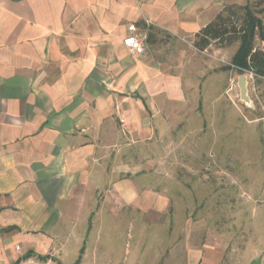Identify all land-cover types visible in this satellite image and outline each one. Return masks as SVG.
<instances>
[{"label": "crops", "instance_id": "crops-1", "mask_svg": "<svg viewBox=\"0 0 264 264\" xmlns=\"http://www.w3.org/2000/svg\"><path fill=\"white\" fill-rule=\"evenodd\" d=\"M252 4L264 0H0V264H229L165 172L172 148L228 130L240 43L200 50L196 36ZM130 26L145 54L124 45ZM123 224L139 229L127 259Z\"/></svg>", "mask_w": 264, "mask_h": 264}, {"label": "rangeland", "instance_id": "rangeland-1", "mask_svg": "<svg viewBox=\"0 0 264 264\" xmlns=\"http://www.w3.org/2000/svg\"><path fill=\"white\" fill-rule=\"evenodd\" d=\"M257 9H264V5ZM235 11L230 23L240 28L245 10L237 7ZM236 72L233 78L237 85L228 90L225 101L228 123L221 118L218 122L228 130L218 132L216 137L213 133L211 137L199 134L198 150L187 144L172 148L169 155L175 164H170L165 173H170L173 203L186 210L180 215L206 223L225 243L229 264H250L257 257L264 264V78L253 80L248 76L251 103L247 105L241 100L239 87L238 94L234 89L240 76L250 74ZM224 78L228 83V73ZM138 231L127 224L116 231L114 238L126 259L129 251L135 252ZM108 233L106 228L104 236L109 237ZM147 258L139 264H149Z\"/></svg>", "mask_w": 264, "mask_h": 264}, {"label": "trees", "instance_id": "trees-1", "mask_svg": "<svg viewBox=\"0 0 264 264\" xmlns=\"http://www.w3.org/2000/svg\"><path fill=\"white\" fill-rule=\"evenodd\" d=\"M246 5L243 8L244 19L242 26L231 25L230 21L235 15V9L230 8L226 14H221L217 19L202 29L196 36L195 46L204 50L212 43L220 47L239 42V48L233 57L232 65L240 73L253 71L258 77L264 78V51L255 45L256 37L264 38V25L258 16L264 9H257ZM257 9V10H255Z\"/></svg>", "mask_w": 264, "mask_h": 264}, {"label": "built area", "instance_id": "built-area-1", "mask_svg": "<svg viewBox=\"0 0 264 264\" xmlns=\"http://www.w3.org/2000/svg\"><path fill=\"white\" fill-rule=\"evenodd\" d=\"M136 30L137 29L135 26H130L129 27L130 35L123 41L124 45L131 51V54L133 56L146 53V48L142 38L135 34ZM245 72H248L250 74V75H246L247 78L249 76L251 79L254 80L256 77H258L253 71H245ZM235 85H237V79L232 78L230 81L229 92L233 90Z\"/></svg>", "mask_w": 264, "mask_h": 264}, {"label": "water", "instance_id": "water-1", "mask_svg": "<svg viewBox=\"0 0 264 264\" xmlns=\"http://www.w3.org/2000/svg\"><path fill=\"white\" fill-rule=\"evenodd\" d=\"M238 87L240 89L241 100L245 104L249 105V103H251V100H250L249 95H248V78L246 75H242L239 77ZM250 264H262V258L257 257Z\"/></svg>", "mask_w": 264, "mask_h": 264}]
</instances>
